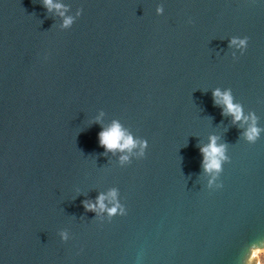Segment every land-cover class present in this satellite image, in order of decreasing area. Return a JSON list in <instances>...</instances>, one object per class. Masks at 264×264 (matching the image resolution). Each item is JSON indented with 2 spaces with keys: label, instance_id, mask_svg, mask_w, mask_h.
<instances>
[{
  "label": "water",
  "instance_id": "obj_1",
  "mask_svg": "<svg viewBox=\"0 0 264 264\" xmlns=\"http://www.w3.org/2000/svg\"><path fill=\"white\" fill-rule=\"evenodd\" d=\"M60 2L67 30L43 0H0V264H244L264 246V132L248 143L212 93L264 128V2ZM114 119L145 155L105 152ZM211 136L230 159L209 187ZM113 188L123 215L86 209Z\"/></svg>",
  "mask_w": 264,
  "mask_h": 264
},
{
  "label": "clouds",
  "instance_id": "obj_2",
  "mask_svg": "<svg viewBox=\"0 0 264 264\" xmlns=\"http://www.w3.org/2000/svg\"><path fill=\"white\" fill-rule=\"evenodd\" d=\"M264 2V0H262ZM44 6L49 12L55 11L60 17L63 18V22L60 25L61 30L70 29L76 21V17L67 15L68 8L60 0H43ZM163 5L158 6L156 12L158 15L164 14ZM83 10L77 12V16H81ZM248 36H232L229 40V47L234 48L233 59H238L237 52L243 55L249 45ZM47 59V56H45ZM213 98L217 105L223 108L225 115H230L233 119V123H240L241 126L247 125L243 132L245 140L250 143H256L261 133L264 132V128L258 126V118L254 113H244L243 106L234 102L231 89H214ZM103 115V113H101ZM100 122L99 118L95 121ZM99 144L105 149V152L112 154L119 153L120 163L126 164L131 161L132 155L143 156L148 148V141L146 139L137 138L131 133L123 124L114 119L108 126L101 125V131L98 133ZM203 154V169L210 175L209 187H211L219 178L220 173L223 171L224 163L229 161L227 155V145L218 143L216 136L209 138V143L204 145L200 149ZM223 185H217L222 187ZM107 202V203H106ZM85 207L89 211L96 212L97 214L107 213L110 217L113 215H123L125 213L124 206L119 202L118 190L113 188L107 193H100L94 201H85ZM111 204V207H108ZM61 239L67 241L69 239L67 232L60 233ZM244 264H264V246H258L253 244L249 248V254Z\"/></svg>",
  "mask_w": 264,
  "mask_h": 264
}]
</instances>
